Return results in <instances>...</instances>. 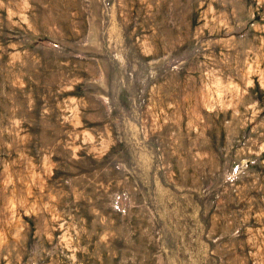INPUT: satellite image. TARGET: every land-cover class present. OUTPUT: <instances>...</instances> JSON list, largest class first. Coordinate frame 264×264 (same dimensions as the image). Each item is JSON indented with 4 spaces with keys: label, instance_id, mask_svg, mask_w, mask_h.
Instances as JSON below:
<instances>
[{
    "label": "rangeland",
    "instance_id": "374dc122",
    "mask_svg": "<svg viewBox=\"0 0 264 264\" xmlns=\"http://www.w3.org/2000/svg\"><path fill=\"white\" fill-rule=\"evenodd\" d=\"M0 264H264V0H0Z\"/></svg>",
    "mask_w": 264,
    "mask_h": 264
}]
</instances>
